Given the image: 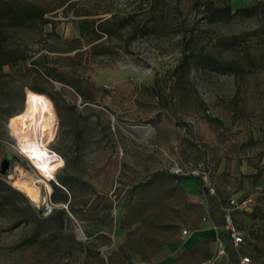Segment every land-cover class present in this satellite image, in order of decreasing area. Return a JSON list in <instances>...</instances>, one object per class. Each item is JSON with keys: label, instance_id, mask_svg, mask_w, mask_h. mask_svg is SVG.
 Masks as SVG:
<instances>
[{"label": "rangeland", "instance_id": "obj_1", "mask_svg": "<svg viewBox=\"0 0 264 264\" xmlns=\"http://www.w3.org/2000/svg\"><path fill=\"white\" fill-rule=\"evenodd\" d=\"M32 1L44 6L58 2ZM153 1L76 0V7H60L46 16L57 21L56 31L62 39L82 38L84 29L80 17L74 15L75 8L97 11L96 16L101 17L116 12L120 15L138 13L146 19L151 15L149 8ZM158 1L167 15L160 34L138 37L114 54L85 55V63L77 70L63 67L70 75L80 78L81 88L93 96L95 102H82L72 86L58 80L50 78L53 88L39 77L35 80L50 92L60 91L54 93L60 119L57 106L47 94L41 93L51 100L56 118L54 139L47 145L48 149L61 157L72 158L76 153V168L63 167V164L55 173H76L78 178L67 186L70 199L67 208L60 206L55 210L63 211L61 221L52 219L55 212L46 217L42 215L41 201L48 193L41 181L45 178L34 168L9 126L11 117L25 110L30 89L26 88L22 109L11 116L0 117L10 138L0 139V178L21 192L43 218L38 225L40 234L32 242H24L33 235L37 222L31 219L15 225L18 219L15 210L0 213V264H106L105 255L96 248L95 239L99 242L101 238H90L96 231L95 221L108 220L123 210L128 214L155 212L159 192L154 187L134 191L132 184L145 178L161 160V167L166 171L173 163L193 165L204 161L210 166L211 179L230 181L229 171L217 173L218 163L223 158L228 167L231 162L232 167L235 163H247L254 173L259 172L256 178L240 174L241 182L246 179V192L256 193L253 207L258 220L248 223L245 212L235 216V221L244 229V243L231 249L226 247L224 264L236 263L239 254L249 256V264H264V153L258 156L264 150V13L207 25L199 10L192 8L194 0ZM143 2L147 3L146 7ZM228 2L232 10L254 3L253 0ZM104 6H111L110 12H103ZM49 30L50 26L45 25L44 31ZM10 34L11 42L23 43L34 57L46 54L48 64H54L52 60L59 53L46 49L52 44L51 38L28 28H15ZM232 35H240L238 44L228 47L218 43L220 38ZM190 36L214 56L238 61L246 71L243 77L217 70L191 73L192 84L205 103L210 121L204 119L196 95L181 99L177 97L178 90L172 87L171 71L178 64L182 46ZM115 42L118 41L113 40L109 45ZM56 46L63 48L64 45L58 41ZM59 61L72 63L70 59ZM30 66V60H25L5 66L4 70L16 73ZM158 91H161L159 98ZM132 126L142 128L135 131ZM81 127L85 132L76 140L75 131ZM249 138L256 143L250 144ZM20 179L34 180V188L41 193V198L33 200L17 188L16 181ZM46 181L51 187L57 182L56 177ZM231 181L234 186L240 184L236 177ZM157 182L173 183L168 175H162ZM254 184L258 187L252 189ZM97 191L99 194L90 201ZM54 197L57 200L50 197L54 202L65 200L64 191L56 188ZM17 202L22 201L17 198ZM247 249L250 251H244ZM250 252L255 254V259Z\"/></svg>", "mask_w": 264, "mask_h": 264}, {"label": "trees", "instance_id": "obj_2", "mask_svg": "<svg viewBox=\"0 0 264 264\" xmlns=\"http://www.w3.org/2000/svg\"><path fill=\"white\" fill-rule=\"evenodd\" d=\"M75 1L58 0L57 4L53 6H44L32 0H0V117L3 115L4 117L11 116L15 111L23 108L26 88H28L38 93L47 94L57 106L59 119L61 118L58 100L54 96V93H60V91L50 92L46 86L35 82L37 77L41 78L50 88H53L50 78L68 84L78 92L82 102H95L93 96L87 95L81 88L80 78L70 75L69 70H64L63 67L66 66L69 69L77 70L85 63V55L99 57L114 54L120 48L125 49L136 38L160 34L165 28L167 15L165 10L159 6L158 0H154L151 4L149 8L151 15L146 19L142 18L138 13L120 15L116 12H110L111 6L102 8L103 12H110L106 17L96 16L97 11L94 10H79L75 8L74 15L80 17L84 29L83 37L76 36L62 39L56 31L57 21L47 17L46 14L60 7H63V9L76 7ZM253 1L254 3L249 6H241L232 10L228 0H194L192 8L199 10L205 24L212 25L219 22H230L237 16L249 17L264 13V0ZM47 24L50 26V30L44 31V26ZM15 28L38 30L45 37L51 38L52 44H49L46 49L49 52L59 53L54 58L52 56L54 64H48L46 54L34 57L31 50L23 43L11 42L10 33ZM184 37L183 35L181 39ZM113 40L118 42L110 46L109 44ZM58 41H61L64 45L63 48L56 46ZM239 42L240 35H232L218 40L219 44L227 45L228 47ZM60 53H63V55ZM44 57L45 59L42 60ZM64 59H70L72 63L68 64L59 61ZM25 60H30L31 66L22 72L11 73L4 70L5 66H13L19 61ZM214 70L225 71L235 77H243L246 74V71L238 61L219 59L206 50L205 46L198 45L190 36L187 43L182 46L180 60L170 74L173 78L172 87L178 90L177 97L183 99L189 94L196 95L206 121H210V115L205 113V103L199 97L196 88H194L190 75L192 72L201 73ZM160 93L161 91H158L157 97ZM199 107L197 110L201 111ZM84 132L85 130L82 127L76 129V140L81 138ZM4 138L10 139L0 119V139ZM248 141L250 144L256 143L252 138H249ZM263 153L264 150H261L258 156L261 157ZM75 154H73L72 158L65 155L62 156L65 165L63 167L70 165L76 168ZM161 173L155 172L140 184L150 183L152 178ZM258 173L243 176L256 178ZM172 176L179 179L191 178L190 176ZM55 177L59 185H52L50 197L57 200L54 197L56 188L63 186L68 190L67 186L73 185L78 178L76 173L72 174L71 172H67L64 175L56 174ZM64 195L65 200L58 201L69 203L68 194L64 192ZM17 198H20L22 202L18 203ZM7 210H15L14 212L18 215L15 225L20 222H29L31 219L37 222L33 235L26 237L24 242H32L40 234L41 231H39L38 225L43 218L37 214L32 203L21 192L14 189L6 180L0 178V213ZM62 216L63 211L59 210L55 212L52 219L61 221Z\"/></svg>", "mask_w": 264, "mask_h": 264}, {"label": "crops", "instance_id": "obj_3", "mask_svg": "<svg viewBox=\"0 0 264 264\" xmlns=\"http://www.w3.org/2000/svg\"><path fill=\"white\" fill-rule=\"evenodd\" d=\"M96 139L98 141L100 138ZM156 164L146 173L148 175L145 178L131 186L134 191L154 187L159 192L155 198V212L144 215L128 214L123 210V213L109 217L108 220L95 221L93 227L96 231L90 235V238L92 236L101 238L99 242L98 238L95 239L96 248L105 255V263L224 264L227 262V252L225 255L215 257L220 242H223L228 249L234 248L223 228V210L231 196L242 198L253 195L256 201V193L246 192V179L243 182L240 181V174L255 172L253 167L247 163L239 165L235 163L232 167V162L228 167L223 158L218 163L217 173L221 175L229 171L230 181L212 179L215 193L208 194L197 178L179 179L172 176L174 174L170 172V168L180 163L171 164L167 171L161 167L162 160L161 163ZM155 172L162 173L152 178L150 183L140 184ZM162 175H168L173 183L164 184L166 186L158 183ZM234 177L240 183L239 185H232L231 180ZM257 185L254 184L252 189L258 187ZM97 194H99L98 191L93 193L90 201H93ZM253 206L245 211L233 212V220L243 233L244 229L235 221V216L245 212V220L248 223H255L258 216L254 214ZM183 229L187 232L182 233ZM87 232L90 233V230ZM251 255L255 259V254L251 253ZM242 256L247 255L239 254L238 261Z\"/></svg>", "mask_w": 264, "mask_h": 264}, {"label": "bare ground", "instance_id": "obj_4", "mask_svg": "<svg viewBox=\"0 0 264 264\" xmlns=\"http://www.w3.org/2000/svg\"><path fill=\"white\" fill-rule=\"evenodd\" d=\"M55 124L51 100L41 93L29 90L25 110L12 116L9 125L21 149L26 152L37 172L45 178L41 181L50 190L52 187L46 180L54 179L56 171L64 164L63 157L47 147L54 139ZM35 183L34 180L26 182L25 179H20L16 181V187L31 199L38 200L41 193L34 188Z\"/></svg>", "mask_w": 264, "mask_h": 264}, {"label": "built area", "instance_id": "obj_5", "mask_svg": "<svg viewBox=\"0 0 264 264\" xmlns=\"http://www.w3.org/2000/svg\"><path fill=\"white\" fill-rule=\"evenodd\" d=\"M144 7L147 6V3L143 2ZM170 172L178 176H190L197 178L202 186L205 188L208 194L215 193V186L211 179V169L207 162H197L193 165H179L175 164L170 168ZM57 185H59L56 182ZM62 190L69 194L68 190L61 186ZM47 195L43 196L41 201V212L43 216H49L55 212V210L63 206L67 208L68 202H54L51 200L50 195L52 189H47ZM255 204V198L253 195L244 196L242 198H236L231 196L228 198V204L223 210V228L226 230L228 237L233 244V246H238L244 243V236L242 230L236 225L233 220L234 211H245L248 208L252 207ZM205 219V218H203ZM187 230L183 229L182 233H186ZM226 252V246L223 242L219 243V247L216 251L215 257H220ZM250 257L242 256L240 260L235 264H249Z\"/></svg>", "mask_w": 264, "mask_h": 264}, {"label": "water", "instance_id": "obj_6", "mask_svg": "<svg viewBox=\"0 0 264 264\" xmlns=\"http://www.w3.org/2000/svg\"><path fill=\"white\" fill-rule=\"evenodd\" d=\"M57 86H59V84H57ZM132 128L137 131V129L142 128V126H132Z\"/></svg>", "mask_w": 264, "mask_h": 264}, {"label": "flooded vegetation", "instance_id": "obj_7", "mask_svg": "<svg viewBox=\"0 0 264 264\" xmlns=\"http://www.w3.org/2000/svg\"><path fill=\"white\" fill-rule=\"evenodd\" d=\"M5 164L7 165V164H8V162L6 161V162H5Z\"/></svg>", "mask_w": 264, "mask_h": 264}]
</instances>
